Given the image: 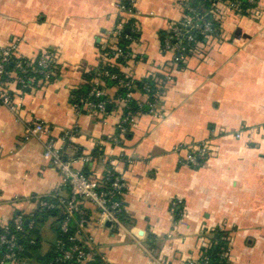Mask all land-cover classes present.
Here are the masks:
<instances>
[{"label": "crops", "instance_id": "crops-1", "mask_svg": "<svg viewBox=\"0 0 264 264\" xmlns=\"http://www.w3.org/2000/svg\"><path fill=\"white\" fill-rule=\"evenodd\" d=\"M182 1L138 0L140 13L126 15L139 24L130 46L133 77L170 79L158 116L141 114L114 143L124 110L117 88L103 87L112 100L105 113L77 112L72 95L87 83L103 46L116 43L109 32L121 14L118 0H0V48L14 42L23 57L46 51L56 58L52 81L18 98V114L0 104V228L62 190L42 141L25 136L27 120H43L57 141L70 131L67 155L76 169L99 181L116 166L127 183L123 227L96 224L95 211L85 226L107 264H189L217 232L230 247L227 264H264V0L242 13L226 11L221 37H201L172 65L161 38L182 17ZM139 89L134 99L143 100ZM201 147L205 157L188 162ZM175 200L183 203L180 216L172 211ZM56 219L45 220L38 248L26 249L17 264L47 258Z\"/></svg>", "mask_w": 264, "mask_h": 264}, {"label": "built area", "instance_id": "built-area-1", "mask_svg": "<svg viewBox=\"0 0 264 264\" xmlns=\"http://www.w3.org/2000/svg\"><path fill=\"white\" fill-rule=\"evenodd\" d=\"M138 0H118V9L121 12L109 37L115 39L114 45L103 46V55L98 68L92 78V86L87 96L72 95V102L77 112L87 110L90 112L105 113L111 99L104 98V79L110 77L117 80L119 87L126 89L123 94H116V100L124 105L122 118L117 125V134L113 142L118 143L120 136L125 134L137 123L141 114H159V96L163 91L164 84L170 79V74L160 79H154V91L151 84L143 82L141 87L144 95L143 100L136 101V107L130 104L134 98L136 86L135 78L131 73L129 62L133 57L130 49L131 42L136 39L139 24L136 19H129L126 15L139 14L137 9ZM182 17L171 23L161 38V51L169 55L170 63L180 64L196 47L201 37L216 39L221 37V20L226 11L242 13L249 7L257 4V0H183ZM123 41L126 45L122 46ZM107 49V51H106ZM105 50V52H104ZM15 64L13 70H7V65ZM100 64L117 66L119 73L101 68ZM29 70L33 73H29ZM56 58L53 54L41 51L36 57H23L17 52V44L11 43L0 48V104L6 106L14 114L21 110L23 94L38 86H47L55 76ZM38 73L40 77L37 76ZM151 74L149 76H153ZM152 83V84H153ZM16 84L17 89L13 92L11 85ZM25 136L36 138L43 143V156L50 165L57 169L61 175V192L56 202L37 200V208L33 212L20 211L13 215L12 219L2 226L0 234V264H17L20 256L27 249V245H34V239L22 240L20 232L25 230V221L28 220L29 228L34 226L35 213L38 210L61 208L64 218L60 222V236L56 239L53 257L48 258L43 264H107L100 255L99 250L93 244L94 238L87 235L85 226L95 211V222L98 225L110 224L113 228L123 227L124 191L127 187L121 173L116 166L106 167L99 181L93 180L86 172L75 167V160L67 155V150L72 145L70 131H63L57 141L51 133V128L43 120H27L25 122ZM73 148V147H72ZM205 157V149L197 148L187 156L188 162L198 164L199 158ZM90 156L84 157L89 161ZM66 189L67 194L62 191ZM86 205L92 206V213ZM183 203L175 200L172 203V211L176 216L183 214ZM13 227V231L11 229ZM70 228L72 234H68ZM27 243V245H25ZM208 248V247H207ZM230 247L225 241L219 257L227 259ZM227 261V260H226ZM210 258L206 255V248L201 256L189 264H210Z\"/></svg>", "mask_w": 264, "mask_h": 264}, {"label": "trees", "instance_id": "trees-1", "mask_svg": "<svg viewBox=\"0 0 264 264\" xmlns=\"http://www.w3.org/2000/svg\"><path fill=\"white\" fill-rule=\"evenodd\" d=\"M164 35V32L163 34ZM120 44L123 46L126 45L125 42L121 41ZM107 51V49H106ZM105 52V51H104ZM15 67V64L10 62L8 65H7V70H13ZM100 67L101 68H106V69H109L111 72H115V73H119V69L117 66H108V64H100ZM96 69L98 68H95V69H92V71L88 72L85 74L86 76V79H87V83L84 84L82 87L74 90L73 94L75 96H79L82 95V96H87L90 89H91V86H92V78L95 74V71ZM29 73H33V71L29 70ZM38 77H40V75L38 73H36ZM120 74V73H119ZM54 78V77H53ZM117 80L115 79H112L110 77H105L104 79V85L106 84V86H109V87H116L117 88V93H125L126 89L124 87H119L117 85ZM143 82H148L150 83L153 91H154V85L155 83H153V81L151 80V77H146L144 79H140V80H137L135 79L134 80V84L136 86V89L140 88V92H145V91H142L141 90V87L143 85ZM153 83V84H152ZM136 99H131L130 100V104L133 106V107H136ZM43 200H47V201H52V202H56L57 199H58V196L55 195V194H52L51 196H45V197H42ZM56 217L57 219V233H56V238H55V241H53V248H52V251L49 253V257H47L46 259L42 260V263H45V261L48 259V258H51L53 257V254H54V249H55V242H56V239L60 236V229H59V225H60V222L62 221V219L64 218V215H63V211L61 208H54V209H47V210H38L36 211L35 213V217H34V226L29 228L28 225L26 224L25 225V230L23 232H20V236L22 237V240H29V239H34L38 244L41 243V234H40V231H41V227L43 225V223L45 222V220H47V218L49 217ZM12 231H13V227H11ZM72 231L73 229L70 228V230L68 231V234H72ZM2 233V228H0V234ZM225 239L223 238V233L222 232H217L215 233V235L213 236V242H212V245H210L208 248H206V255H208V257L210 258V264H227V261L225 259H222L219 257V253L222 249V247L224 246V241ZM27 245V243L25 244ZM35 244L34 245H27V251L31 250V251H35ZM22 255H24V252L22 253Z\"/></svg>", "mask_w": 264, "mask_h": 264}, {"label": "water", "instance_id": "water-1", "mask_svg": "<svg viewBox=\"0 0 264 264\" xmlns=\"http://www.w3.org/2000/svg\"><path fill=\"white\" fill-rule=\"evenodd\" d=\"M27 222H28V220L25 221V224H27ZM107 225H109V223H107ZM37 248H38V247L36 246L35 249H37ZM28 253H29V251H28ZM28 253H27V254H28Z\"/></svg>", "mask_w": 264, "mask_h": 264}, {"label": "rangeland", "instance_id": "rangeland-1", "mask_svg": "<svg viewBox=\"0 0 264 264\" xmlns=\"http://www.w3.org/2000/svg\"><path fill=\"white\" fill-rule=\"evenodd\" d=\"M224 241H226L227 242V240L225 239ZM228 243V242H227ZM48 257V256H47Z\"/></svg>", "mask_w": 264, "mask_h": 264}]
</instances>
